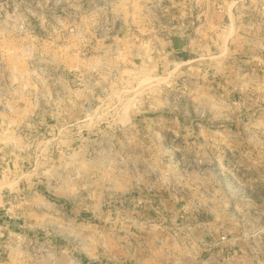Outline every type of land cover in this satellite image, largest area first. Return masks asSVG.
<instances>
[{
	"label": "rangeland",
	"instance_id": "1",
	"mask_svg": "<svg viewBox=\"0 0 264 264\" xmlns=\"http://www.w3.org/2000/svg\"><path fill=\"white\" fill-rule=\"evenodd\" d=\"M0 190V264H264V0H0Z\"/></svg>",
	"mask_w": 264,
	"mask_h": 264
},
{
	"label": "crops",
	"instance_id": "2",
	"mask_svg": "<svg viewBox=\"0 0 264 264\" xmlns=\"http://www.w3.org/2000/svg\"><path fill=\"white\" fill-rule=\"evenodd\" d=\"M229 18H231L230 13H229ZM233 33H234V31L230 32L229 38H230V36H232ZM203 50H207L209 52H213V51H211V50H213L212 48L204 47ZM215 55H216V53H215ZM216 56L218 57V56H220V54H217ZM187 60H189V58ZM2 191L6 192V190H0V205H1V203H4V195H3ZM198 235L200 236V238L197 237V240L199 239L200 242L203 239H205V237H206L202 233H198ZM150 246L153 247V250L158 251V252L161 251V248H162V245H160V242H158V240L156 242H153V241L150 242ZM174 247L175 246H173V244H172L171 245V249H172L173 253L176 250L175 248H178V247H175V248ZM123 252H124V250H123ZM177 253L179 254V256L181 255V251L179 252V250H177ZM174 254H176V253H174ZM191 256H193V253L191 254ZM188 263L189 264H194V261H193V259L191 257L188 258V259L186 257L184 262H182V261L179 260V257H175V256L174 257L173 256H168L167 260H164V259H162L160 257L152 256L151 253L150 254H145V253H141V252L135 253L132 256H129V255L125 256L124 255V256H120V257L117 256V258H116V264H188Z\"/></svg>",
	"mask_w": 264,
	"mask_h": 264
},
{
	"label": "built area",
	"instance_id": "3",
	"mask_svg": "<svg viewBox=\"0 0 264 264\" xmlns=\"http://www.w3.org/2000/svg\"><path fill=\"white\" fill-rule=\"evenodd\" d=\"M218 239H219V243H224L229 240V238L226 237V235L218 236Z\"/></svg>",
	"mask_w": 264,
	"mask_h": 264
}]
</instances>
